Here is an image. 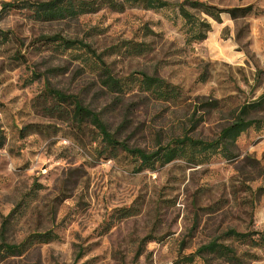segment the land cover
Here are the masks:
<instances>
[{
  "label": "rangeland",
  "instance_id": "obj_1",
  "mask_svg": "<svg viewBox=\"0 0 264 264\" xmlns=\"http://www.w3.org/2000/svg\"><path fill=\"white\" fill-rule=\"evenodd\" d=\"M165 1L169 5L155 9L102 8L57 22L29 21L22 10L0 15V30L10 39L0 44V221L16 209L6 234L10 242L31 232L54 235L0 264H181L179 255L227 228L263 231L264 192L254 195V190L264 185V112L257 128L236 138L233 159L212 153L196 163L175 158L134 172L135 162L126 155L102 158L97 142L84 136L77 143L64 123L31 106L48 81L100 111L112 131L129 106L118 137L147 152L183 132L214 137L233 109L264 92V73L254 80L255 70L264 69V0H198L216 7L251 4L254 11L236 19L221 13L219 21L194 12L209 22L201 41L187 40L176 6L182 0ZM54 34L89 44L115 77L145 72L163 78L180 88V100L170 104L142 100L135 91L107 93L81 50L43 48L41 37ZM125 40L147 47L136 54L125 48ZM212 99L219 107L205 112L203 103ZM191 113L202 118L188 131ZM27 123L50 126L21 135ZM122 207L135 212L119 217L116 210ZM225 242L254 254L248 264H264V246ZM183 264L203 261L194 257Z\"/></svg>",
  "mask_w": 264,
  "mask_h": 264
},
{
  "label": "trees",
  "instance_id": "obj_2",
  "mask_svg": "<svg viewBox=\"0 0 264 264\" xmlns=\"http://www.w3.org/2000/svg\"><path fill=\"white\" fill-rule=\"evenodd\" d=\"M169 5L165 0H9L0 2V15H5L10 11L22 10L24 18L33 22H57L62 20H73L81 15L94 13L102 8H107L114 12H121L126 8L139 7L142 9H155ZM178 14L186 26L187 40L201 41L205 38L209 30V22L201 16H196L194 12L219 21V15L226 13L231 19L244 17L252 12V5L216 7L198 0H182L176 3ZM12 36H14L12 34ZM41 44H46L43 48L56 47L61 50H73L78 54L83 52L81 59L85 64H91L94 71L99 74V81L107 93H126L135 91L140 99L145 100L154 98L170 104L180 100L181 90L163 78L145 72H138L137 75H127L115 77L110 69L105 65L89 44L82 42L77 38H67L58 34L42 36ZM9 41L6 31L0 30V44ZM13 40H16L13 37ZM41 40V39H39ZM125 48H129L136 54L142 53L147 45L141 42L125 40ZM19 62L26 64L23 54H19ZM264 69L255 70V81L258 82L260 74ZM199 79L205 80L201 74ZM31 106L39 112L41 116L47 119H54L64 123L69 129L70 136L78 143L82 137L88 136V142H97L95 148L97 154L102 158L114 159L120 154L126 155L135 162L133 171L138 172L143 169H155L157 166L168 163L175 158H183L187 163H196L201 158L217 153L224 159H233L238 156L236 152V138L248 128H257L259 126L258 114L264 112V92L259 93L253 99L242 102L233 109L231 119L221 126L214 137L210 139L195 138L183 132L180 136H171L164 143H157L154 151L147 152L140 147L128 145L118 137V130L124 126L127 121L126 114L129 106L123 107V119L121 123L112 131L108 128L102 118L100 111H94L82 103L78 94L65 92L53 87L48 81H45L42 89L31 100ZM205 112L219 107V101L212 99L202 105ZM194 112V110L192 111ZM201 115L194 119L193 114L188 117V131L194 129L201 120ZM50 125H41L38 123H27L23 125L19 132L21 135L28 133H40ZM2 137L0 135V146ZM264 192V185L254 190V195ZM119 217H126L132 213L129 207L117 209ZM16 209H11L0 221V263L23 254L35 242L46 243L54 235L50 231L31 232L23 237L19 242H10L7 240V231L10 221L15 218ZM264 228L263 231H237L234 228H227L221 235L209 239L198 245L193 251L179 255L177 262L190 263L194 257H198L203 264H211L212 260L219 261L221 264H248L250 259L256 256L252 253L238 252L225 240L231 239L238 243L249 246H264ZM258 234L257 237H253ZM220 237V241L218 238ZM141 248L138 247L135 256L140 254Z\"/></svg>",
  "mask_w": 264,
  "mask_h": 264
}]
</instances>
